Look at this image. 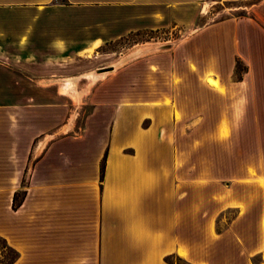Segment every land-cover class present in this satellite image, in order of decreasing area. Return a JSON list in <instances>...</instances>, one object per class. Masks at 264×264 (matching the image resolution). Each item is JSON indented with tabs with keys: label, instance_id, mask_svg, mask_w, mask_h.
Segmentation results:
<instances>
[{
	"label": "crops",
	"instance_id": "crops-1",
	"mask_svg": "<svg viewBox=\"0 0 264 264\" xmlns=\"http://www.w3.org/2000/svg\"><path fill=\"white\" fill-rule=\"evenodd\" d=\"M214 1L0 0V238L17 254L11 264H264V28L248 17L208 20ZM180 27L200 49L215 44L189 69L196 88L228 102L207 116L214 128L195 127L186 147L175 96L95 92L69 133L60 86L90 72L71 59ZM235 55L247 69L233 82ZM205 151L202 167L195 156ZM16 193H25L19 205Z\"/></svg>",
	"mask_w": 264,
	"mask_h": 264
},
{
	"label": "rangeland",
	"instance_id": "rangeland-1",
	"mask_svg": "<svg viewBox=\"0 0 264 264\" xmlns=\"http://www.w3.org/2000/svg\"><path fill=\"white\" fill-rule=\"evenodd\" d=\"M209 14L210 18L208 20H212V22L226 18L248 17L253 18V21L259 27L262 26L264 28V0H215ZM202 22H206L205 19ZM181 28L174 29L172 34L168 36L167 34L154 32L153 36L159 34L160 39L164 38L161 41L140 44L126 39L106 44L98 51L89 50L83 54L84 60L82 61L71 59V66L83 65L84 71H90L87 73L90 75L92 72H110L111 70H99L114 67L122 58L141 48H145L144 46H161L150 53L129 60L122 66H119V68H116L113 73L97 80L92 85V79L87 74L84 75L83 77L86 78L78 81L76 89L69 90L65 95L64 103L58 106V109L63 111V113L65 112V115L71 119L73 127L69 133L77 134L80 131L84 117L91 110L90 99L95 92L98 94L100 100L110 98L120 100H162L165 97L168 100L170 96H175L181 102V107L185 111L184 116L176 112V119L178 120L180 131L184 136L180 139L181 144L186 147L192 145L193 134L191 133L194 132L195 127L197 129L199 127L202 135L207 133L209 128H214V121H208L207 116L213 115L214 118H219L224 113L228 102L225 99L210 96L209 92L203 89V87L201 89L196 88L198 78L189 69L194 64L192 56L200 57L204 62L208 61V50L211 48L215 52L213 48L215 44L212 47L205 45L204 49H200L199 44L194 46V42L191 40H184L182 36L184 34L180 31ZM133 44H137V49L135 48L136 50H134L133 48L129 50ZM220 44L223 45L222 43ZM115 49L124 51L121 54L113 53L112 50ZM194 52H196L195 55H193ZM229 59L225 57L223 61L228 65L230 64L228 63ZM231 60L233 61V72L228 74L229 80L233 82L239 81L247 69V64L239 55H235ZM76 78L78 77H66L63 82L65 84L66 80L69 81ZM62 87L64 85L60 86V88ZM81 93L82 95L76 99ZM195 93L200 96L201 105H198V100L194 101L193 96ZM198 112L202 116L204 115L206 120L204 119L200 123L193 121V116ZM202 146L208 148L207 134L206 137L202 136ZM209 155L208 151H205L199 155L197 154L195 159L199 157L202 167H207ZM22 195V193H19L20 197ZM236 211V209L230 210L227 216L231 218L235 217ZM16 256V252L7 248L2 238H0V264H10ZM178 257L173 256L172 260L178 264H191Z\"/></svg>",
	"mask_w": 264,
	"mask_h": 264
},
{
	"label": "bare ground",
	"instance_id": "bare-ground-1",
	"mask_svg": "<svg viewBox=\"0 0 264 264\" xmlns=\"http://www.w3.org/2000/svg\"><path fill=\"white\" fill-rule=\"evenodd\" d=\"M154 49H157L155 47H145V48H141L135 52H133L132 54L122 58L120 60V62L116 63V65H114V67H111V68H104V69H101L99 71H107V70H111L110 72H93L92 74H90V77L92 79V83H95L97 80L101 79V78H104L106 77L107 75L111 74L116 68H119V66H122L123 64H125L126 62H128L129 60L137 57V56H140V55H144V54H147V53H150L152 52ZM79 78H76V79H72V80H66V83H67V86L65 87H62L61 88V93L63 95L67 94L69 90H75L76 89V83L78 82ZM211 82V85H214V86H217L218 85V82L216 80H210ZM82 95L79 94L76 99H78L80 96Z\"/></svg>",
	"mask_w": 264,
	"mask_h": 264
},
{
	"label": "trees",
	"instance_id": "trees-1",
	"mask_svg": "<svg viewBox=\"0 0 264 264\" xmlns=\"http://www.w3.org/2000/svg\"><path fill=\"white\" fill-rule=\"evenodd\" d=\"M22 194H23V195L20 197V196H19V193H18V194L16 193L15 198H14V205H19V204H21V202H22V200H23V198H24L25 193H22ZM2 240H3V239H2ZM3 241H4V240H3ZM4 243H5V245H6V242H5V241H4ZM6 246H7V245H6ZM172 257H173V256H169V257L167 258V260H168L169 262H171V263L178 264L177 262H175V261L172 260ZM16 258H17V256H16ZM16 258H15V259H16ZM178 258H179V259H182L181 257H178ZM15 259H14V260H15ZM14 260H13V261H14ZM13 261H12V262H13ZM12 262H11V263H12ZM11 263H10V264H11Z\"/></svg>",
	"mask_w": 264,
	"mask_h": 264
}]
</instances>
